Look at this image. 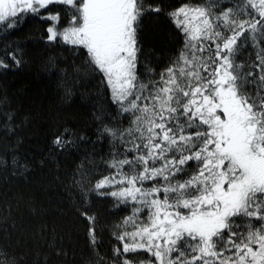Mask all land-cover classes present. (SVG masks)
Segmentation results:
<instances>
[{
  "label": "snow or ice",
  "instance_id": "6c2138e0",
  "mask_svg": "<svg viewBox=\"0 0 264 264\" xmlns=\"http://www.w3.org/2000/svg\"><path fill=\"white\" fill-rule=\"evenodd\" d=\"M55 4L75 14L62 31L48 27V40L86 49L120 113L131 114L119 134L124 151L108 164L113 173L94 186L132 205L118 225L122 249L115 254L145 251L156 264H264V0H234L219 12L220 0H207L170 12L184 47L148 82L137 75L138 31L159 7L144 0H0V25L14 28L22 14ZM43 18L58 22L60 15ZM247 48L252 53L240 59ZM0 67L7 65L0 60ZM85 218L95 244L96 218Z\"/></svg>",
  "mask_w": 264,
  "mask_h": 264
},
{
  "label": "trees",
  "instance_id": "16d2710c",
  "mask_svg": "<svg viewBox=\"0 0 264 264\" xmlns=\"http://www.w3.org/2000/svg\"><path fill=\"white\" fill-rule=\"evenodd\" d=\"M144 2L161 9L146 14L138 31L137 75L148 82L159 79L184 47V34L169 13L201 0ZM223 2L217 12L234 1ZM49 13H59L60 29L74 15L55 4L22 14L14 28L0 25V60L7 65L0 67V264H155L145 251L115 254L122 249L118 225L132 205L94 188L113 173L108 164L124 151L119 134L131 114L120 113L86 49L59 37L48 40L51 20L43 17ZM252 51L247 48L240 59ZM57 137L66 143L56 145ZM195 167L190 165L189 174ZM85 214L96 218L95 244ZM235 223L246 225L240 218Z\"/></svg>",
  "mask_w": 264,
  "mask_h": 264
},
{
  "label": "rangeland",
  "instance_id": "374dc122",
  "mask_svg": "<svg viewBox=\"0 0 264 264\" xmlns=\"http://www.w3.org/2000/svg\"><path fill=\"white\" fill-rule=\"evenodd\" d=\"M206 1H207V0H205V3H207ZM223 1L226 2L227 0H220V4H222ZM228 1L233 2L234 0H228ZM205 3H204L203 0H201L200 3H189L188 5H201V4H205ZM223 3H224V2H223ZM179 8H180V7H179ZM74 14H75V13H74ZM71 18H72V17H71ZM70 21H71V20H70ZM54 23L56 24V27H57V30H58V31H62L64 28H66V27L69 26V24H68L66 27H63L62 29H60V28H58V22H55V21H51L50 26H51L52 24H54ZM50 26H49V27H50ZM146 213H147V212H146ZM146 218H147V217H145L144 219H146ZM155 264H156V262H155Z\"/></svg>",
  "mask_w": 264,
  "mask_h": 264
}]
</instances>
